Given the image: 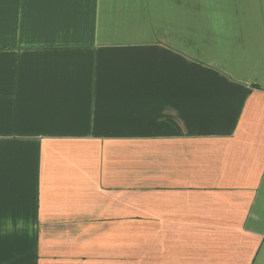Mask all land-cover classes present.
Listing matches in <instances>:
<instances>
[{
	"label": "crops",
	"instance_id": "0c3cea01",
	"mask_svg": "<svg viewBox=\"0 0 264 264\" xmlns=\"http://www.w3.org/2000/svg\"><path fill=\"white\" fill-rule=\"evenodd\" d=\"M0 264H264V0H0Z\"/></svg>",
	"mask_w": 264,
	"mask_h": 264
},
{
	"label": "rangeland",
	"instance_id": "374dc122",
	"mask_svg": "<svg viewBox=\"0 0 264 264\" xmlns=\"http://www.w3.org/2000/svg\"><path fill=\"white\" fill-rule=\"evenodd\" d=\"M207 23H210V22L207 21ZM207 38H209V37H207Z\"/></svg>",
	"mask_w": 264,
	"mask_h": 264
}]
</instances>
